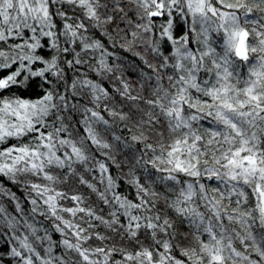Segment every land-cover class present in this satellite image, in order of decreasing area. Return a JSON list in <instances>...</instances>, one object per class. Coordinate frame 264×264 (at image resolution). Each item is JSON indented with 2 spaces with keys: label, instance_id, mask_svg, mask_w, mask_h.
<instances>
[{
  "label": "snow or ice",
  "instance_id": "snow-or-ice-1",
  "mask_svg": "<svg viewBox=\"0 0 264 264\" xmlns=\"http://www.w3.org/2000/svg\"><path fill=\"white\" fill-rule=\"evenodd\" d=\"M0 264H264V0H0Z\"/></svg>",
  "mask_w": 264,
  "mask_h": 264
},
{
  "label": "trees",
  "instance_id": "trees-1",
  "mask_svg": "<svg viewBox=\"0 0 264 264\" xmlns=\"http://www.w3.org/2000/svg\"><path fill=\"white\" fill-rule=\"evenodd\" d=\"M120 159H123V157H120ZM125 171H127V167H125V169H124ZM89 179H91V177L89 176L88 177ZM79 191L80 192H82V193H84L85 195H87L88 194V190L87 189H85V188H83V187H81L80 189H79ZM91 199L92 200H95V197L93 196V197H91Z\"/></svg>",
  "mask_w": 264,
  "mask_h": 264
}]
</instances>
